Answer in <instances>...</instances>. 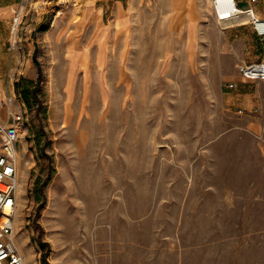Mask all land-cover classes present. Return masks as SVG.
I'll return each mask as SVG.
<instances>
[{
    "label": "rangeland",
    "instance_id": "1",
    "mask_svg": "<svg viewBox=\"0 0 264 264\" xmlns=\"http://www.w3.org/2000/svg\"><path fill=\"white\" fill-rule=\"evenodd\" d=\"M114 1L0 0L25 264H264V83L208 6Z\"/></svg>",
    "mask_w": 264,
    "mask_h": 264
},
{
    "label": "built area",
    "instance_id": "2",
    "mask_svg": "<svg viewBox=\"0 0 264 264\" xmlns=\"http://www.w3.org/2000/svg\"><path fill=\"white\" fill-rule=\"evenodd\" d=\"M248 1L258 3L261 0ZM209 2L213 20L219 28L250 24L256 36L264 39V19L258 18L252 8L240 9L234 0H209ZM237 73L243 80L264 82V61L239 65ZM226 87L232 89L234 86L229 84ZM25 133L26 125L21 113L10 112L5 122L0 121V264H25L16 242L15 232L16 191L19 183L17 146Z\"/></svg>",
    "mask_w": 264,
    "mask_h": 264
},
{
    "label": "crops",
    "instance_id": "3",
    "mask_svg": "<svg viewBox=\"0 0 264 264\" xmlns=\"http://www.w3.org/2000/svg\"><path fill=\"white\" fill-rule=\"evenodd\" d=\"M234 1L240 9L244 10L247 8H252L254 14L258 18L264 19V0H261L258 3H250L248 0ZM114 2L115 10L117 12H119L120 8L123 9L122 0H115ZM190 4L193 5L195 7L196 12L200 14L201 11H207L208 6L212 15L209 0H190ZM102 12L103 9H101L100 13ZM226 29H228V32L226 33V36L223 40V46L225 50L230 54L231 59L235 62L236 69L239 65L242 64H250L258 61H264V39H261L256 36L250 24H236L233 26H229ZM5 36H3L0 32V76L5 65L4 50L6 47V42L8 40ZM260 83L264 82L246 81L240 78L237 73V75H234V80L228 83L227 85L232 84L234 87L229 90H235L237 88V91L241 93L258 86V84ZM225 89L227 88L225 87Z\"/></svg>",
    "mask_w": 264,
    "mask_h": 264
},
{
    "label": "bare ground",
    "instance_id": "4",
    "mask_svg": "<svg viewBox=\"0 0 264 264\" xmlns=\"http://www.w3.org/2000/svg\"><path fill=\"white\" fill-rule=\"evenodd\" d=\"M17 24H19V19H17ZM19 158V155H18ZM23 193V188H22V184L20 185V183H18V187H17V191H16V197L17 200L19 199V197L21 196V194ZM17 213H18V209L16 210V217H17ZM17 221V220H16ZM16 229V228H15ZM18 229V227H17ZM16 232V231H15ZM24 263H25V258H24Z\"/></svg>",
    "mask_w": 264,
    "mask_h": 264
},
{
    "label": "trees",
    "instance_id": "5",
    "mask_svg": "<svg viewBox=\"0 0 264 264\" xmlns=\"http://www.w3.org/2000/svg\"><path fill=\"white\" fill-rule=\"evenodd\" d=\"M56 3H57V2H56ZM56 3H55V4H56ZM55 4H54V6H57V4H56V5H55Z\"/></svg>",
    "mask_w": 264,
    "mask_h": 264
}]
</instances>
